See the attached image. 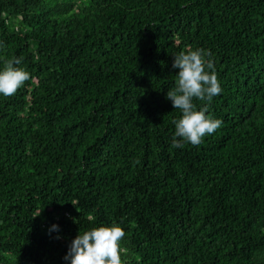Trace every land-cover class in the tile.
Here are the masks:
<instances>
[{
	"label": "trees",
	"instance_id": "trees-1",
	"mask_svg": "<svg viewBox=\"0 0 264 264\" xmlns=\"http://www.w3.org/2000/svg\"><path fill=\"white\" fill-rule=\"evenodd\" d=\"M200 49L221 121L172 148L173 56ZM0 264H65L111 224L121 264H264V0H0ZM57 225L51 230V225Z\"/></svg>",
	"mask_w": 264,
	"mask_h": 264
},
{
	"label": "clouds",
	"instance_id": "clouds-1",
	"mask_svg": "<svg viewBox=\"0 0 264 264\" xmlns=\"http://www.w3.org/2000/svg\"><path fill=\"white\" fill-rule=\"evenodd\" d=\"M207 56L200 49L173 56L171 67L177 70L175 88L167 91L166 97L181 115L172 121V148H182L184 143L198 145L205 136L220 127L219 119L206 116L204 108L197 110L193 104L194 99L210 102L222 91ZM20 63L21 58H13L0 68V96L13 95L29 79L26 71L14 67ZM57 227L51 225L50 231ZM123 236L124 232L117 224L101 225L77 233L68 244L63 260L65 264H121L119 242Z\"/></svg>",
	"mask_w": 264,
	"mask_h": 264
}]
</instances>
